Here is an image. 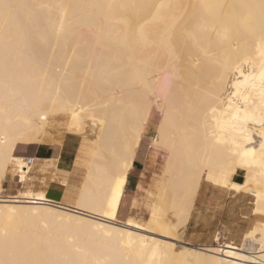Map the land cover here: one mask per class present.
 Instances as JSON below:
<instances>
[{
  "label": "bare ground",
  "instance_id": "obj_1",
  "mask_svg": "<svg viewBox=\"0 0 264 264\" xmlns=\"http://www.w3.org/2000/svg\"><path fill=\"white\" fill-rule=\"evenodd\" d=\"M154 103L158 191L119 221ZM41 142L55 174L62 155L83 169L75 209L3 193L34 163L16 148ZM202 181L251 195L239 245L183 242ZM0 262L264 264V0H0Z\"/></svg>",
  "mask_w": 264,
  "mask_h": 264
},
{
  "label": "crops",
  "instance_id": "obj_2",
  "mask_svg": "<svg viewBox=\"0 0 264 264\" xmlns=\"http://www.w3.org/2000/svg\"><path fill=\"white\" fill-rule=\"evenodd\" d=\"M51 145L52 144L48 143V142L31 143L29 145H24L26 147V149H25V152H23L24 153L23 156L34 159V163L32 164V166H34V167H32L31 165L28 169H25V167H24L25 174L27 175L25 178L27 180L26 179H24V180L18 179L19 178L18 177L19 172L7 173L4 180H3V183H2L3 193L6 195H16L19 191H24V190L29 189V188L33 192L34 191L40 192L39 190H41V192L45 195L47 200H49L48 202H51L50 204H53V205L56 204V206L61 205L62 207L68 206V208H74L75 209L74 204H75V201H77V194H78V190H79V187L81 184V181L79 179V178H81V176L79 174H81L80 172H83L82 171L83 169L82 170L81 169L80 170L75 169L74 161H73L74 158L71 156L65 157L62 155L59 162L57 163V171L55 174L54 170H52L54 168L52 166L47 165L48 159L57 157L56 155L58 153V148L54 145H52V146ZM73 167H74V169H73ZM30 168H33V169H30ZM58 170L68 171V175L63 174V173L59 172ZM136 170L137 169H136V165L134 162L133 168L131 169L130 172H132V171L135 172ZM12 173H14V174H12ZM233 175L231 176V182L232 183H241L243 181V174H242L241 170H237L235 173H233ZM141 176H142V173H141ZM62 177H65L67 179L66 182L61 183V182H63L61 180ZM130 179H132L131 174H128L127 183ZM25 180H26V182H28L27 186L23 185L25 183ZM45 181H47V182L49 181L48 184ZM25 184H27V183H25ZM43 184H45V185H43ZM19 188H20V190H19ZM137 188L140 189V184H137ZM42 189L45 191H42ZM233 190L234 189H231L228 187H220V186L214 185V184L207 182V181H205V183H201V185L197 191V194L195 196L193 207H192V210L190 212V216H189V218L186 222V225H185L186 229H188L189 227L194 229L198 225H207L211 228L214 225L213 224L214 221L215 222L219 221L220 214L222 212V211L218 210L219 208H222V206L218 208V205H221L229 197H239V196L244 197V196L250 195L247 192L236 191V190L233 191ZM125 199H126V188L124 190V193H123L121 200H120V203H119V207H118V211H117V217H116L117 220L124 221L129 217L130 218L134 217V219H136L137 216L135 215V212L138 210V206H139V203L136 204V202H139V200L133 196H130L129 199L127 200V202ZM57 202H59V203H57ZM133 202H134V204H133ZM131 209H132V214H130ZM206 222H207V224H206ZM252 223H254V222H252ZM217 233H216V235H217ZM243 233H242V235H243ZM218 235H219V233H218ZM242 235L240 236V239H241ZM214 238H215V236H214ZM240 239H239V242H240ZM220 241H223V240H220ZM228 241L230 243L239 244V243H235L233 240H224L223 242H228ZM183 242L193 245V243H190L188 241L183 240ZM214 242L215 243H213L211 245L217 244V241L214 240ZM199 244H205V243H199ZM194 245H197V244H194Z\"/></svg>",
  "mask_w": 264,
  "mask_h": 264
},
{
  "label": "rangeland",
  "instance_id": "obj_3",
  "mask_svg": "<svg viewBox=\"0 0 264 264\" xmlns=\"http://www.w3.org/2000/svg\"><path fill=\"white\" fill-rule=\"evenodd\" d=\"M153 109H155L153 117L145 131V135L142 139L135 160L137 170L135 172H130L132 179H130L126 185V202L130 196L136 197L139 200V202H136V204L139 203V206L138 210L135 212L137 221L140 219L142 221L145 220L149 213V207L153 203L158 191L162 175V163L165 159L162 149L153 148L152 146V139L155 138L156 135V132L153 133V131H155V125L158 119L157 115H159L155 103L153 104ZM51 123L48 129L55 134L57 133L58 126L55 121H52ZM25 149L26 147L24 145H20L16 148L15 153L23 156ZM202 183H205V181H202ZM137 184H140V189L137 188ZM251 201V195L244 197H229L221 205H218V208L222 206V208L218 209L219 211H222L219 221H214V225L211 228L207 225H198L194 229L191 227L186 229V227H184L181 232L182 234L180 233V235H182V240L193 244H213L215 243L214 236L218 232L220 240H233L235 243H240L239 239L242 233L249 228L252 222L255 223V221H253L255 220V217H253L255 215L251 213ZM130 214H132V210ZM257 223H259V221H257ZM170 241L177 243V246H175L178 248V242L174 240V238L170 237ZM250 247L253 249L254 245H245L244 249L250 250ZM234 251L240 254H247L240 250ZM238 261L243 262V260L240 259Z\"/></svg>",
  "mask_w": 264,
  "mask_h": 264
},
{
  "label": "snow or ice",
  "instance_id": "obj_4",
  "mask_svg": "<svg viewBox=\"0 0 264 264\" xmlns=\"http://www.w3.org/2000/svg\"><path fill=\"white\" fill-rule=\"evenodd\" d=\"M0 264H3V262H0Z\"/></svg>",
  "mask_w": 264,
  "mask_h": 264
},
{
  "label": "built area",
  "instance_id": "obj_5",
  "mask_svg": "<svg viewBox=\"0 0 264 264\" xmlns=\"http://www.w3.org/2000/svg\"><path fill=\"white\" fill-rule=\"evenodd\" d=\"M28 159H30V158H28ZM28 162H30V161H28Z\"/></svg>",
  "mask_w": 264,
  "mask_h": 264
}]
</instances>
